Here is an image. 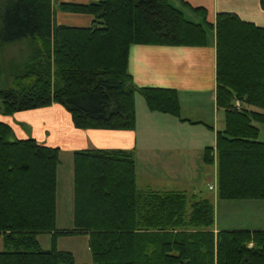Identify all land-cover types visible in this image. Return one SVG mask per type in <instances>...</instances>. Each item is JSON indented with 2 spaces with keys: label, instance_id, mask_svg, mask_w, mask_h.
<instances>
[{
  "label": "trees",
  "instance_id": "trees-1",
  "mask_svg": "<svg viewBox=\"0 0 264 264\" xmlns=\"http://www.w3.org/2000/svg\"><path fill=\"white\" fill-rule=\"evenodd\" d=\"M59 8L90 14L91 24H57L53 0H0L1 115L57 103L76 128L131 130L139 93L150 111L178 117L174 88L132 83L129 46L204 45L214 29L224 128L202 159L212 165L215 150L219 200H264V141L254 124H264V27L232 12L194 22L168 0ZM191 8L204 15L203 7ZM59 154L58 146L16 138L0 121V264H264V228L215 230L209 198L192 195L189 204L181 190L138 189L133 151L123 148L73 151L72 227L58 228ZM40 233L51 235L50 248H42ZM75 235L88 236L91 262L56 247L58 236Z\"/></svg>",
  "mask_w": 264,
  "mask_h": 264
},
{
  "label": "crops",
  "instance_id": "crops-1",
  "mask_svg": "<svg viewBox=\"0 0 264 264\" xmlns=\"http://www.w3.org/2000/svg\"><path fill=\"white\" fill-rule=\"evenodd\" d=\"M96 1L99 0H53L55 22L89 26L90 14L64 11L59 4ZM168 1L194 22L214 23L218 12H232L245 21L264 27V9L259 0ZM191 7H203L204 15ZM206 33L204 45L129 46L127 70L135 86L169 87L178 92L180 116L153 111L148 115L156 119L158 125L162 123L160 129L164 130L159 131L157 125L149 129L141 127L137 124V113L136 126L131 130L79 129L74 127L69 112L57 103L11 115L0 114V121L10 124L16 138L31 136L46 145H59L60 152L89 147L131 150L136 162V184L141 176L189 183L203 180L207 177V166H211L204 163L203 150L215 146L216 131L224 128V110L217 107L215 100L214 29H208ZM213 158H216L215 150ZM210 183H216L214 167L212 179L206 180V185ZM212 193L216 197V193ZM221 227L216 226L215 221V230L232 228L227 223H222Z\"/></svg>",
  "mask_w": 264,
  "mask_h": 264
},
{
  "label": "rangeland",
  "instance_id": "rangeland-1",
  "mask_svg": "<svg viewBox=\"0 0 264 264\" xmlns=\"http://www.w3.org/2000/svg\"><path fill=\"white\" fill-rule=\"evenodd\" d=\"M58 1V0H56ZM55 7V5H54ZM56 8V7H55ZM55 11V10H54ZM190 18V15H187ZM55 20V17H54ZM136 113L138 116L137 124L144 128H154L155 125L159 131L164 130L162 123L148 115L150 110L141 94L135 95ZM154 113V112H153ZM259 127L258 140L264 141V124L254 122ZM28 134L29 130H25ZM59 146V145H58ZM78 150V149H77ZM73 150L61 151L59 154L60 162L57 166L56 178V205L58 228L72 227L73 216ZM212 166V167H211ZM207 166V177L197 182H176L169 179L153 178L150 176H141L137 180V188H151L155 190H181L186 192L189 200H193L192 195L209 198L215 209L216 226L221 227L222 223H227L231 229H261L264 228V200L263 199H217L213 193L217 192V181L214 184H207L206 180L212 179V168L217 170V163ZM159 174V173H156ZM202 176V175H201ZM215 177V176H213ZM214 180V179H213ZM213 185V187H210ZM197 197V198H198ZM222 228V227H221ZM228 229V228H226ZM215 232V231H214ZM40 245L48 249L52 245L51 235L40 233L37 236ZM58 249L69 250L74 254L77 262H91V254L88 248L87 235L58 236L56 239ZM3 248L2 237L0 236V250Z\"/></svg>",
  "mask_w": 264,
  "mask_h": 264
},
{
  "label": "built area",
  "instance_id": "built-area-1",
  "mask_svg": "<svg viewBox=\"0 0 264 264\" xmlns=\"http://www.w3.org/2000/svg\"><path fill=\"white\" fill-rule=\"evenodd\" d=\"M210 187H213V185H211Z\"/></svg>",
  "mask_w": 264,
  "mask_h": 264
}]
</instances>
